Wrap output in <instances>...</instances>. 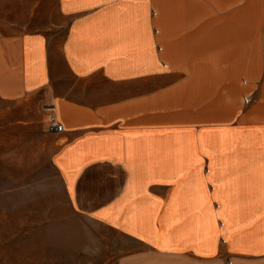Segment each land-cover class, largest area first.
<instances>
[{"label": "crops", "instance_id": "1", "mask_svg": "<svg viewBox=\"0 0 264 264\" xmlns=\"http://www.w3.org/2000/svg\"><path fill=\"white\" fill-rule=\"evenodd\" d=\"M0 29V206L43 156L77 223L41 264L97 231L102 264H264V0H0Z\"/></svg>", "mask_w": 264, "mask_h": 264}, {"label": "rangeland", "instance_id": "2", "mask_svg": "<svg viewBox=\"0 0 264 264\" xmlns=\"http://www.w3.org/2000/svg\"><path fill=\"white\" fill-rule=\"evenodd\" d=\"M0 32L9 33L12 31L0 29ZM28 153L31 154V151ZM32 153H34L33 149ZM37 153L39 154L38 151ZM44 159L43 156H28L25 166L5 167L12 168L17 180L20 178L21 181H26L27 189L16 190L14 213L12 212L13 207L0 206V263L15 261L16 264H22L25 245H27V264H41L40 259H44L47 252H50L49 256L54 260L57 239L45 238L41 235L49 234V231L54 233L64 229L71 230L77 226L76 222H70L64 215H61V212L58 214L49 213L50 210L62 209L60 206H50L49 204L53 201H64V196L58 188V180L49 167H40L44 163ZM39 167L42 168L40 173L37 171ZM25 175H27L26 180ZM0 193V201L7 203L9 195L5 194L6 191H0ZM98 233L97 231L96 248L99 249V252L96 264H102L103 259H106L104 251L107 252V248L104 242H107L108 235H103V242V237L100 238ZM43 264H55V262L48 261Z\"/></svg>", "mask_w": 264, "mask_h": 264}, {"label": "built area", "instance_id": "3", "mask_svg": "<svg viewBox=\"0 0 264 264\" xmlns=\"http://www.w3.org/2000/svg\"><path fill=\"white\" fill-rule=\"evenodd\" d=\"M245 102L248 103V99H245ZM48 130L51 134H62L64 132V128L62 124L56 119L51 118L49 121Z\"/></svg>", "mask_w": 264, "mask_h": 264}]
</instances>
